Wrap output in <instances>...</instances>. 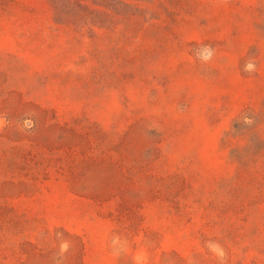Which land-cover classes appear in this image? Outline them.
Segmentation results:
<instances>
[{"label": "rangeland", "instance_id": "1", "mask_svg": "<svg viewBox=\"0 0 264 264\" xmlns=\"http://www.w3.org/2000/svg\"><path fill=\"white\" fill-rule=\"evenodd\" d=\"M0 264H264V0H0Z\"/></svg>", "mask_w": 264, "mask_h": 264}, {"label": "clouds", "instance_id": "2", "mask_svg": "<svg viewBox=\"0 0 264 264\" xmlns=\"http://www.w3.org/2000/svg\"><path fill=\"white\" fill-rule=\"evenodd\" d=\"M211 54L209 53L208 55L204 56V59L207 60ZM249 68H251V65H248Z\"/></svg>", "mask_w": 264, "mask_h": 264}]
</instances>
